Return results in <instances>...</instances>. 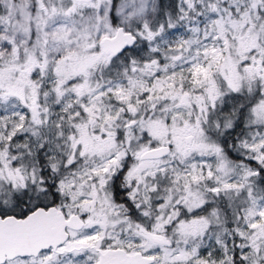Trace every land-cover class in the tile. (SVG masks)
Here are the masks:
<instances>
[{"label": "snow or ice", "instance_id": "1", "mask_svg": "<svg viewBox=\"0 0 264 264\" xmlns=\"http://www.w3.org/2000/svg\"><path fill=\"white\" fill-rule=\"evenodd\" d=\"M0 264H264V0H0Z\"/></svg>", "mask_w": 264, "mask_h": 264}]
</instances>
